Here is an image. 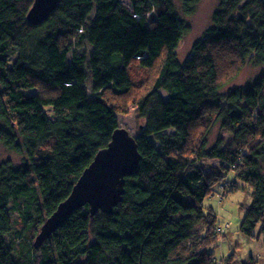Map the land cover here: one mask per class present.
<instances>
[{
  "label": "trees",
  "instance_id": "1",
  "mask_svg": "<svg viewBox=\"0 0 264 264\" xmlns=\"http://www.w3.org/2000/svg\"><path fill=\"white\" fill-rule=\"evenodd\" d=\"M200 1L58 0L32 26L34 0H0V147L20 157L0 160V264H215L227 225L204 200L220 185L249 189L239 232L264 242V69L222 91L264 66V0H216L181 63L182 15ZM130 105L140 161L121 202L75 210L35 247Z\"/></svg>",
  "mask_w": 264,
  "mask_h": 264
},
{
  "label": "rangeland",
  "instance_id": "2",
  "mask_svg": "<svg viewBox=\"0 0 264 264\" xmlns=\"http://www.w3.org/2000/svg\"><path fill=\"white\" fill-rule=\"evenodd\" d=\"M216 3V0H201L191 15H182L183 19L190 27V30L183 37L178 47V55L181 63L188 56L193 42L200 39L205 30L210 27L211 14L216 7ZM263 69V65L256 66L252 63H246L241 67L238 75L223 87L222 91L246 85L262 72ZM161 94L165 97L163 92H161ZM44 110L45 113L50 115L49 108L46 107ZM118 123L122 128L126 129L130 135L135 137L138 133L140 124V120L135 113V108L131 105L128 106L126 115L119 114ZM218 135L224 136V133L221 131L220 127L216 125L211 128L207 135L209 147L212 146ZM7 158H11L15 162H20V157L9 154L0 147V160ZM218 164V161H211L212 166H218ZM233 179V174L229 172L221 184L226 186L227 183L225 184V182L232 181ZM239 185L241 186L240 189L226 194H222L223 187L220 185V187L217 188L220 193H215L204 200L205 206L213 208V211L218 216L220 225L222 227L227 225V227L223 229L225 231V237L221 238L217 246L213 249L214 260H216L215 264H219L222 257L227 259L231 255H233L234 258L231 262L234 264H238L239 261L243 264H246L245 262H247V264H264V242L262 237L256 240L244 236L239 232V224L245 213V207L251 203L249 189L243 188L241 184Z\"/></svg>",
  "mask_w": 264,
  "mask_h": 264
},
{
  "label": "water",
  "instance_id": "3",
  "mask_svg": "<svg viewBox=\"0 0 264 264\" xmlns=\"http://www.w3.org/2000/svg\"><path fill=\"white\" fill-rule=\"evenodd\" d=\"M57 2L58 0H34L26 16L29 24L38 25L47 20ZM139 161L140 155L134 137L124 128L116 131L108 145L98 151L84 169L67 198L45 220L34 246L39 245L79 208L88 205L90 216L98 211L110 212L121 202L124 179L137 169Z\"/></svg>",
  "mask_w": 264,
  "mask_h": 264
},
{
  "label": "clouds",
  "instance_id": "4",
  "mask_svg": "<svg viewBox=\"0 0 264 264\" xmlns=\"http://www.w3.org/2000/svg\"><path fill=\"white\" fill-rule=\"evenodd\" d=\"M132 136V135H131ZM134 137V136H133Z\"/></svg>",
  "mask_w": 264,
  "mask_h": 264
}]
</instances>
